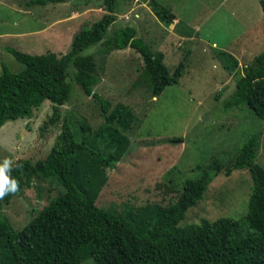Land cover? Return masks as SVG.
Masks as SVG:
<instances>
[{"label": "rangeland", "instance_id": "1", "mask_svg": "<svg viewBox=\"0 0 264 264\" xmlns=\"http://www.w3.org/2000/svg\"><path fill=\"white\" fill-rule=\"evenodd\" d=\"M27 1L0 0V65L11 72L21 70L22 65L6 48L27 55H63L70 49L72 36L104 13L95 0H63L44 6H26ZM259 1H116L114 21L105 40L113 31L130 26L152 55L162 54V64L169 72L183 57L185 66L176 84L152 97L141 76V59L134 50L104 54L102 43L80 53L92 57L95 63L92 92L111 105L126 106L134 116L125 132L127 149L113 169L105 170L106 182L96 207L126 217L154 236L162 230L158 214L179 200L183 181L198 176L196 166L205 167L213 158L228 166L243 138L251 136L253 160L264 169V119L256 118L244 106L224 109L244 68L264 50ZM155 4L173 15L169 24L154 16ZM221 52L236 61L230 73L218 59ZM66 79L72 90L58 115L54 116L44 101L29 118L8 121L0 127V164L5 160H42L64 119L77 140H90L102 123L100 104L73 83L71 68ZM35 185L40 189L39 196L32 187L1 209L14 229L23 227L58 192L54 181ZM250 185L246 171H234L227 177L220 171L212 176L203 198L184 212L177 227L202 219H239L246 212ZM89 262L69 257L62 264Z\"/></svg>", "mask_w": 264, "mask_h": 264}, {"label": "trees", "instance_id": "2", "mask_svg": "<svg viewBox=\"0 0 264 264\" xmlns=\"http://www.w3.org/2000/svg\"><path fill=\"white\" fill-rule=\"evenodd\" d=\"M104 11L87 29H80L71 39L70 49L57 56L52 52L27 55L6 48L22 69L11 72L1 63L0 127L8 122L29 118L31 111L46 101L58 115L71 94L66 72L72 69V80L81 92L101 107L102 123L89 141L75 138L66 119L42 160L16 159L8 173L18 183V191L0 199V264H62L76 257L89 264H264V169L254 162V139L243 138L228 166L211 159L205 167L196 166L198 176L184 180L181 195L174 206L158 214L162 230L151 236L135 227L126 217L109 214L95 201L106 182L105 170L113 169L128 146L125 132L134 120L133 113L121 104L111 105L92 92L96 83L95 63L80 53L94 44H102L104 54L130 48L142 62L141 76L147 91L157 97L168 86L177 83L185 66V57L169 72L162 64L161 53L152 55L135 37L130 26L119 28L104 39L114 21L117 0H95ZM131 2L133 0H120ZM63 0H28L26 6H44ZM264 34V1H259ZM154 16L164 25L173 15L155 4ZM218 59L229 73L236 61L227 53ZM244 106L258 119H264V50L244 68L224 109ZM223 171H246L251 185L246 212L239 219L218 218L214 221L177 227L184 212L197 204L206 192L212 176ZM54 181L58 192L48 198L20 229H14L2 214V207L36 182ZM49 189L46 190L48 194Z\"/></svg>", "mask_w": 264, "mask_h": 264}, {"label": "clouds", "instance_id": "3", "mask_svg": "<svg viewBox=\"0 0 264 264\" xmlns=\"http://www.w3.org/2000/svg\"><path fill=\"white\" fill-rule=\"evenodd\" d=\"M11 161L5 160L0 164V199H3L9 193H16L18 191V183L9 176Z\"/></svg>", "mask_w": 264, "mask_h": 264}]
</instances>
